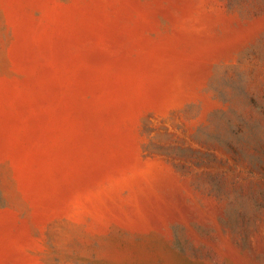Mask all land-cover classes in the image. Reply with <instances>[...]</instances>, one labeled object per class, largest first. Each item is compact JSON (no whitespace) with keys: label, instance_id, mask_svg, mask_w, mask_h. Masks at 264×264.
Listing matches in <instances>:
<instances>
[{"label":"rangeland","instance_id":"1","mask_svg":"<svg viewBox=\"0 0 264 264\" xmlns=\"http://www.w3.org/2000/svg\"><path fill=\"white\" fill-rule=\"evenodd\" d=\"M0 264H264V0H0Z\"/></svg>","mask_w":264,"mask_h":264},{"label":"trees","instance_id":"2","mask_svg":"<svg viewBox=\"0 0 264 264\" xmlns=\"http://www.w3.org/2000/svg\"><path fill=\"white\" fill-rule=\"evenodd\" d=\"M260 167H262V166H260Z\"/></svg>","mask_w":264,"mask_h":264}]
</instances>
